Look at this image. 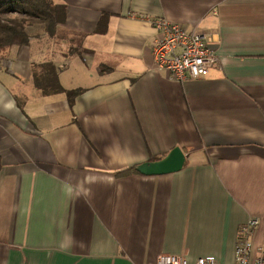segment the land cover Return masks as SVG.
I'll use <instances>...</instances> for the list:
<instances>
[{"label": "crops", "instance_id": "crops-1", "mask_svg": "<svg viewBox=\"0 0 264 264\" xmlns=\"http://www.w3.org/2000/svg\"><path fill=\"white\" fill-rule=\"evenodd\" d=\"M53 2L54 36L30 25L0 54V264H235L251 217L264 246V0ZM158 18L210 34L218 64L157 71ZM46 64L73 102L36 85ZM176 147L181 171H136Z\"/></svg>", "mask_w": 264, "mask_h": 264}, {"label": "built area", "instance_id": "built-area-1", "mask_svg": "<svg viewBox=\"0 0 264 264\" xmlns=\"http://www.w3.org/2000/svg\"><path fill=\"white\" fill-rule=\"evenodd\" d=\"M157 35L151 45V57L157 71H164L171 81L185 82L206 76L218 64L210 34L194 33L179 23L158 18L153 20ZM260 225L255 217L240 227L236 240L235 264H264V246H255L253 237ZM157 264H188L182 256L161 255ZM196 264H217L216 258H200Z\"/></svg>", "mask_w": 264, "mask_h": 264}, {"label": "trees", "instance_id": "trees-1", "mask_svg": "<svg viewBox=\"0 0 264 264\" xmlns=\"http://www.w3.org/2000/svg\"><path fill=\"white\" fill-rule=\"evenodd\" d=\"M13 16V17H12ZM66 19V8L53 0H0V54L13 46L29 44L26 29L30 25H43L49 36L56 34L57 27ZM104 31L106 19L101 21ZM44 74L34 72L36 85L47 92H64L73 102L80 91H65L59 84L57 70L51 64L42 65ZM51 68V70H49ZM133 170L121 172L127 174Z\"/></svg>", "mask_w": 264, "mask_h": 264}, {"label": "water", "instance_id": "water-1", "mask_svg": "<svg viewBox=\"0 0 264 264\" xmlns=\"http://www.w3.org/2000/svg\"><path fill=\"white\" fill-rule=\"evenodd\" d=\"M185 162V153L180 147H176L165 158L143 163L136 168V171L144 176H162L181 171Z\"/></svg>", "mask_w": 264, "mask_h": 264}, {"label": "rangeland", "instance_id": "rangeland-1", "mask_svg": "<svg viewBox=\"0 0 264 264\" xmlns=\"http://www.w3.org/2000/svg\"><path fill=\"white\" fill-rule=\"evenodd\" d=\"M13 17V16H12Z\"/></svg>", "mask_w": 264, "mask_h": 264}]
</instances>
